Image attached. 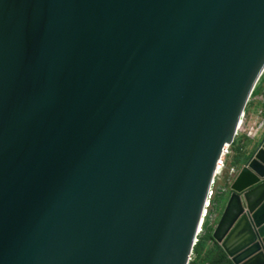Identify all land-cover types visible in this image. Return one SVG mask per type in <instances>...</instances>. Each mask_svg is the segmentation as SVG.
<instances>
[{"label":"water","instance_id":"95a60500","mask_svg":"<svg viewBox=\"0 0 264 264\" xmlns=\"http://www.w3.org/2000/svg\"><path fill=\"white\" fill-rule=\"evenodd\" d=\"M263 72L264 0H0V264H188ZM212 238L264 264V132Z\"/></svg>","mask_w":264,"mask_h":264},{"label":"clouds","instance_id":"9594fccd","mask_svg":"<svg viewBox=\"0 0 264 264\" xmlns=\"http://www.w3.org/2000/svg\"><path fill=\"white\" fill-rule=\"evenodd\" d=\"M263 83L264 87V72L259 78L258 82L256 83L253 92L251 93V96L248 100L247 106L245 110L243 111L242 115L240 116L237 128L235 130V135H234V140L231 144H226L221 153L220 156L216 162V168H215V173L213 176L212 183L210 185L208 195L205 201V205L203 208L201 220L199 223L198 231L196 234V240H195V246L199 243L200 239L205 236L206 232L208 229H214L216 228L218 221L224 211L226 201L228 197L231 194V187L234 184L238 174H239V169L242 166V161L246 155V152L251 146L252 142L255 141V139L264 132V129L259 130L254 136H249L248 135V129L252 127L253 125H258L261 122H264V89H260V86ZM260 90V91H259ZM259 91V93H258ZM258 94V95H257ZM258 96L257 99L260 101V110L258 112V115L255 119L252 121L248 120V106L249 104L254 100L255 96ZM250 141L246 144V141ZM237 143L239 146H244V154L242 157V160L238 163L237 166L233 165L234 157H235V151H234V144ZM237 145V146H238ZM225 149H229V154L226 157L225 160V169L223 171V175L221 180H217V172L219 170L218 168V162L221 157H223V153ZM230 164V166H228ZM231 170H234L235 173L231 177V182H228V179L230 178V172ZM213 192L211 195L210 193ZM222 196V201H223V210L220 213V207L218 206V198ZM213 232L211 233V235ZM213 239V238H212ZM214 241V240H213ZM215 243V241H214ZM217 246H219L217 243H215ZM195 248V247H194ZM216 255V254H215ZM214 255V256H215ZM213 256V257H214ZM194 250L192 252V255L190 256L188 264H190L191 261L194 260ZM208 263V262H207ZM206 264V263H205ZM215 264V263H214Z\"/></svg>","mask_w":264,"mask_h":264},{"label":"trees","instance_id":"16d2710c","mask_svg":"<svg viewBox=\"0 0 264 264\" xmlns=\"http://www.w3.org/2000/svg\"><path fill=\"white\" fill-rule=\"evenodd\" d=\"M238 144H234V151H239V158L236 161V164H238L243 157V150L244 146H237ZM235 161V160H234ZM233 161V163H235ZM216 254V255H215ZM194 260L190 262V264H205L207 262H212L215 264H220L221 261L225 259L224 253L220 249L219 246H217L211 235V229H208L205 236H203L199 243L194 248ZM215 255V256H214ZM214 256V257H213Z\"/></svg>","mask_w":264,"mask_h":264},{"label":"built area","instance_id":"2783aa9c","mask_svg":"<svg viewBox=\"0 0 264 264\" xmlns=\"http://www.w3.org/2000/svg\"><path fill=\"white\" fill-rule=\"evenodd\" d=\"M264 129V122L259 123L258 125H253L252 127H250L248 129V135L249 136H254L259 130ZM229 149H225L224 153H223V157L220 158L219 162H218V172H217V180H221L222 175H223V171L225 169V160L227 155L229 154ZM235 173L234 170H231L230 172V178L228 179V182H231V177L233 176V174ZM211 195L213 194V192L210 193Z\"/></svg>","mask_w":264,"mask_h":264},{"label":"crops","instance_id":"0c3cea01","mask_svg":"<svg viewBox=\"0 0 264 264\" xmlns=\"http://www.w3.org/2000/svg\"><path fill=\"white\" fill-rule=\"evenodd\" d=\"M260 89H264L263 83L260 86ZM259 91H258V93H259ZM257 95L255 96L254 100L248 106V120L249 121H252L253 119H255L258 115L259 110H260V105H259L260 101L257 99V97H258Z\"/></svg>","mask_w":264,"mask_h":264},{"label":"rangeland","instance_id":"374dc122","mask_svg":"<svg viewBox=\"0 0 264 264\" xmlns=\"http://www.w3.org/2000/svg\"><path fill=\"white\" fill-rule=\"evenodd\" d=\"M248 142H250V141L247 140V141H246V144H247ZM238 146H239V145H238ZM239 153H240L239 151H236V153H235V157H234V160H235L234 162H235V163H233L234 166H237V165H238V164L236 165V161H237V159L239 158ZM228 166H230V164H229ZM217 202H218V206L220 207V213H221L222 210H223L222 196L218 198ZM216 224H217V223H216ZM212 232H213V229L211 230V233H212Z\"/></svg>","mask_w":264,"mask_h":264}]
</instances>
